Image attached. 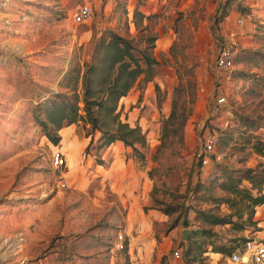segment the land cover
Wrapping results in <instances>:
<instances>
[{
  "label": "rangeland",
  "instance_id": "rangeland-1",
  "mask_svg": "<svg viewBox=\"0 0 264 264\" xmlns=\"http://www.w3.org/2000/svg\"><path fill=\"white\" fill-rule=\"evenodd\" d=\"M115 1L0 0V264H170L176 248L184 251L202 241L213 245L194 260L187 261L183 252L185 264H230L212 246L264 238L257 218L246 220L243 205L209 199L228 195L217 186L223 169L264 168V153L255 149V136L264 139V65L247 60L254 58L253 51L264 53V0H127L129 11L141 2L140 9L151 16L148 27L156 36L153 53L159 62L153 81L135 85L118 104L121 119L146 136L147 147L139 148L143 161L123 145L125 158L146 172L144 196L137 187L135 197L128 198L103 177L112 156L102 157L105 148L96 151L98 132L87 135L79 122L60 130L58 144L44 135L35 119L37 104L59 91L71 62L82 66L88 60L102 30L114 28L136 39L151 34L144 24L127 30L113 13ZM224 2L229 15L218 22ZM85 4L91 8L89 18L75 23L74 13ZM225 44L236 50L229 72L215 66ZM179 64L193 68L197 84L195 90L186 85L184 95H193L194 102L181 135L170 137L172 143L158 151ZM219 95L226 96V103L214 114L211 103ZM64 132L72 142L87 144L61 142ZM208 133L217 142L209 163L202 165ZM57 151L64 153L62 166L53 164ZM121 186L130 188L124 182ZM242 186L249 184L243 181ZM168 205L177 211L165 215L159 207ZM136 210L149 223L147 229L139 228ZM150 210L155 217L148 215ZM204 213L230 216L244 230L236 231L231 223L207 225ZM202 229L214 235L196 234ZM119 234L121 243L130 242L129 253L116 245Z\"/></svg>",
  "mask_w": 264,
  "mask_h": 264
},
{
  "label": "trees",
  "instance_id": "trees-1",
  "mask_svg": "<svg viewBox=\"0 0 264 264\" xmlns=\"http://www.w3.org/2000/svg\"><path fill=\"white\" fill-rule=\"evenodd\" d=\"M127 5V0L115 1L113 13L119 14V21L126 25L127 30L131 29V25L138 29L144 24V28H147L151 16L140 9L143 3L139 2L132 11L127 9ZM228 5V2L222 3L221 17L218 22L229 15ZM148 28L151 33L152 29ZM155 41L156 36L152 33L136 39L128 32L126 35H122L114 28L102 30L90 46L88 60L82 66L79 63L71 62L58 82L59 91L51 92L49 96L37 104L35 119L44 135L53 144H58L59 132L62 128L81 122L82 127L87 129V135L94 132L99 133L96 139V151L112 143L121 142L124 146L131 147L133 151L138 153L139 158L143 161L144 154L139 151V148L145 149L147 147L145 133L139 126H131L121 119V109L118 104L120 99L125 97L135 85H145L153 81L157 75L159 62L153 53ZM253 53L254 58L248 56L247 60L253 62L255 67L263 66L264 53L257 51H253ZM192 69V67H182V64H179V70L177 68L178 84L173 91L170 113L163 122L158 151L172 143L170 137L178 132L180 135L182 133L187 115L194 102L193 95L186 98L184 89L188 85L190 89L195 90L197 84ZM240 75L245 77L244 73H240ZM255 76L259 77L255 74H248L245 78ZM255 139L256 151L264 153V139L259 136H255ZM93 140L92 135L86 146V151H89ZM202 156L200 154V163ZM100 163L102 162L100 161ZM221 179L217 186L227 192L228 195L222 197L210 195L209 199L216 204L227 203L230 207L240 203L247 209L248 218L246 220L251 221L257 208L264 206V168H238L235 170L225 168L222 170ZM243 181H247L249 186H242ZM159 209L165 215L177 211L176 206L169 205L159 207ZM239 216L241 217V213ZM202 221L212 226L231 223L236 231L244 230L242 224L237 225L231 222L230 216L204 213L202 214ZM253 223L256 221L254 220ZM196 234L201 236L214 235L209 229H202ZM242 240L243 244L247 239L242 238ZM242 244L238 246L214 245L212 252L225 253L228 257ZM128 245L129 243L123 240L121 249L126 253H129ZM208 245L213 244L202 241L200 244L190 243L187 245L183 251L186 260H194L195 255L204 253ZM196 252L198 253L195 254Z\"/></svg>",
  "mask_w": 264,
  "mask_h": 264
},
{
  "label": "built area",
  "instance_id": "built-area-1",
  "mask_svg": "<svg viewBox=\"0 0 264 264\" xmlns=\"http://www.w3.org/2000/svg\"><path fill=\"white\" fill-rule=\"evenodd\" d=\"M91 14L89 5L80 6L74 13L73 20L75 23L86 21ZM237 22L241 23V18H237ZM236 50L232 45L225 44L218 49L215 57V66L220 71L229 72L234 66ZM226 103V96L219 95L213 99L210 110L212 113L217 114L221 111ZM217 139L213 134H206L203 138V152H202V165L209 163L210 156L214 154ZM65 163L64 156L61 152L57 151L53 154V164L62 166ZM64 186V183L60 184ZM261 230L264 231V215L257 220ZM117 246L122 247V235L118 236ZM230 264H264V238L253 237L239 246L230 256H228ZM170 264H184L183 249L182 247L176 248L171 254Z\"/></svg>",
  "mask_w": 264,
  "mask_h": 264
},
{
  "label": "crops",
  "instance_id": "crops-1",
  "mask_svg": "<svg viewBox=\"0 0 264 264\" xmlns=\"http://www.w3.org/2000/svg\"><path fill=\"white\" fill-rule=\"evenodd\" d=\"M127 97L128 96H125L123 98L126 99ZM124 105H125V102H124ZM67 134L68 132L67 133L64 132L63 134L61 133L62 135L61 142L65 141V143H67V140H69L71 141V143L76 142V143L81 144V146L83 147L87 144V141L84 142V140H82V142L80 143L79 139L78 141L74 140V142H72L73 140L71 138V135L67 137ZM107 154H110L112 156V160L108 163L105 170L103 169L102 166H97V169L102 168L104 170V173L102 171L103 175L105 174L103 177L108 178L114 184L115 188L113 189H115L116 191V188H117V191H120L123 188L122 191H124L126 193V196L130 198L132 196L135 197L134 190L137 189V187H140L141 194L142 196H144L145 189L147 187V180L145 178L146 172L139 169L137 164L133 162L132 159L125 158L124 156L125 149H124L123 144L121 142H115V143L110 144L108 147H105V149L102 152V157L106 156ZM121 182H124V184H127V186H129L130 188L126 187L127 190H124L125 187L121 186ZM137 197L138 198L140 197V193H138ZM134 207L138 208L137 205H134ZM263 210H264V206L257 208L256 214H255V218H257V220L260 218L261 211ZM153 213H154L153 210H150L148 212V215L149 216L153 215V217H155ZM141 214L142 213L140 210H136V215L141 216ZM133 215L134 214L129 211V216H128L129 221L133 219ZM141 221L142 222L140 223L139 228H141L142 230L147 229V227H149V223L147 222V220H145V218L141 216ZM129 245H130V242H129Z\"/></svg>",
  "mask_w": 264,
  "mask_h": 264
},
{
  "label": "water",
  "instance_id": "water-1",
  "mask_svg": "<svg viewBox=\"0 0 264 264\" xmlns=\"http://www.w3.org/2000/svg\"><path fill=\"white\" fill-rule=\"evenodd\" d=\"M186 231V230H185ZM184 234H185V232H184Z\"/></svg>",
  "mask_w": 264,
  "mask_h": 264
}]
</instances>
